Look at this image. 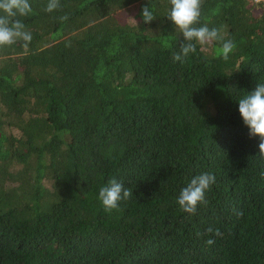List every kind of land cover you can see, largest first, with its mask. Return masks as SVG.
Listing matches in <instances>:
<instances>
[{"label":"trees","instance_id":"trees-1","mask_svg":"<svg viewBox=\"0 0 264 264\" xmlns=\"http://www.w3.org/2000/svg\"><path fill=\"white\" fill-rule=\"evenodd\" d=\"M29 2L31 43L0 49V264H264V156L236 102L264 83V0H201L196 26L235 48L180 61L169 0ZM113 178L132 196L106 212Z\"/></svg>","mask_w":264,"mask_h":264},{"label":"clouds","instance_id":"clouds-1","mask_svg":"<svg viewBox=\"0 0 264 264\" xmlns=\"http://www.w3.org/2000/svg\"><path fill=\"white\" fill-rule=\"evenodd\" d=\"M170 9L167 19L181 33L183 43L180 44V51L173 55L174 61H180L182 56L195 53L197 44L204 46L213 42H219L217 55L227 60L229 54L235 48L232 39H225L218 28L208 26L197 27L201 15V0H169ZM60 7L59 0H48L45 7L46 12H52ZM32 13L29 0H0V49L22 42L25 49L31 43L32 35L26 30L23 21L19 17H26ZM142 20L145 24L154 20L153 12L148 6L141 9ZM61 21L68 19L67 15L60 17ZM135 23L134 18H131ZM168 46L167 44L165 45ZM238 113L243 125L248 129L249 137H259V154L264 156V83H257L251 92L244 94L236 101ZM264 178V172L261 173ZM215 183V176L212 173H201L191 179L186 187L180 190L176 200L182 212L194 214L197 205L207 204L205 193ZM132 196V190L125 188L122 182L115 178L110 179L106 186L99 190V200L106 212L118 209L121 200H127ZM242 213H237L241 215ZM209 227L205 235L213 233ZM220 235L219 230H215ZM199 236L200 233H197ZM211 245L212 239L206 240Z\"/></svg>","mask_w":264,"mask_h":264},{"label":"rangeland","instance_id":"rangeland-1","mask_svg":"<svg viewBox=\"0 0 264 264\" xmlns=\"http://www.w3.org/2000/svg\"><path fill=\"white\" fill-rule=\"evenodd\" d=\"M133 14H134V11H133Z\"/></svg>","mask_w":264,"mask_h":264}]
</instances>
